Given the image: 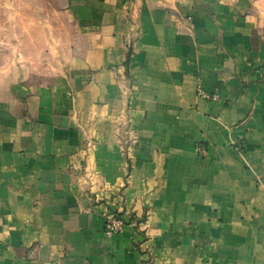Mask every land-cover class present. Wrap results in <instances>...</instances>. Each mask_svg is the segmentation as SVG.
Here are the masks:
<instances>
[{
	"label": "crops",
	"instance_id": "1",
	"mask_svg": "<svg viewBox=\"0 0 264 264\" xmlns=\"http://www.w3.org/2000/svg\"><path fill=\"white\" fill-rule=\"evenodd\" d=\"M68 7L64 66L0 93V264H264V14Z\"/></svg>",
	"mask_w": 264,
	"mask_h": 264
},
{
	"label": "rangeland",
	"instance_id": "2",
	"mask_svg": "<svg viewBox=\"0 0 264 264\" xmlns=\"http://www.w3.org/2000/svg\"><path fill=\"white\" fill-rule=\"evenodd\" d=\"M264 14V0H247ZM75 24L68 0H0V93L50 80L71 52Z\"/></svg>",
	"mask_w": 264,
	"mask_h": 264
},
{
	"label": "built area",
	"instance_id": "3",
	"mask_svg": "<svg viewBox=\"0 0 264 264\" xmlns=\"http://www.w3.org/2000/svg\"><path fill=\"white\" fill-rule=\"evenodd\" d=\"M198 94L201 96L211 99V100H216L217 95L216 94H206L204 91L201 89H198ZM126 218L124 215H119L116 212L113 211H107L104 214V227L103 231L106 236H111L113 234L119 233L123 230V228L126 226Z\"/></svg>",
	"mask_w": 264,
	"mask_h": 264
},
{
	"label": "trees",
	"instance_id": "4",
	"mask_svg": "<svg viewBox=\"0 0 264 264\" xmlns=\"http://www.w3.org/2000/svg\"><path fill=\"white\" fill-rule=\"evenodd\" d=\"M121 215V214H120Z\"/></svg>",
	"mask_w": 264,
	"mask_h": 264
}]
</instances>
